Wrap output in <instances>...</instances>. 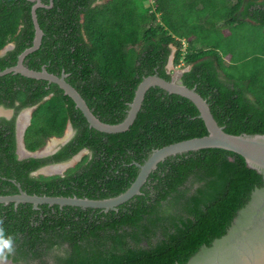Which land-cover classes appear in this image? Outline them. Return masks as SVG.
I'll use <instances>...</instances> for the list:
<instances>
[{
  "label": "trees",
  "instance_id": "obj_1",
  "mask_svg": "<svg viewBox=\"0 0 264 264\" xmlns=\"http://www.w3.org/2000/svg\"><path fill=\"white\" fill-rule=\"evenodd\" d=\"M41 2L36 8L41 43L24 64L57 75L64 71L101 121L125 117L144 76L157 72L171 79L166 65L173 53L174 65L189 66L182 83L195 87L226 132L264 133V52L258 41L264 38V0ZM32 5L0 0V49L13 44L0 54V70L14 65L32 43ZM242 26L255 46L250 55L234 38ZM33 105L23 136L28 150L62 136L67 122L74 133L50 155L20 159L16 118ZM0 106L13 111L0 117V195L17 193L18 183L28 194L112 197L129 187L136 163L153 149L207 133L189 99L158 86L147 89L129 128L116 133L90 127L57 84L20 73L0 75ZM84 148L89 153L63 176L32 174ZM262 183L261 174L235 152L177 153L158 162L140 194L116 209L0 203V257L14 264H185L225 233Z\"/></svg>",
  "mask_w": 264,
  "mask_h": 264
},
{
  "label": "water",
  "instance_id": "obj_2",
  "mask_svg": "<svg viewBox=\"0 0 264 264\" xmlns=\"http://www.w3.org/2000/svg\"><path fill=\"white\" fill-rule=\"evenodd\" d=\"M31 18L34 27V35L30 46L21 51L14 65L8 66L0 70V75L13 72L20 73L24 76L44 79L52 82L62 89L63 93L68 95L85 117L88 125L96 130L106 133L122 132L129 128L133 123L136 115L141 107L144 95L151 86H158L169 93H175L189 99L198 110V117L201 118L206 127L207 133L201 136L191 137L166 144L160 148H155L147 156L142 163H136L138 167L137 174L129 187L123 192L108 198L91 199L87 197L77 196H51L28 194L16 184L18 192L8 195H0V203L13 202L16 206L18 203H31L34 208L38 204L79 206L82 208H100L104 210L116 209V207L130 199L132 196L140 194V188L145 183L149 173L154 170L158 162L164 160L170 155L182 153L190 150H198L202 148H222L241 155L247 167L256 170L262 176V185L255 187L250 194L248 201L236 211L230 225L225 233L218 238L212 240L209 246L202 245L185 264H264V133H240L231 134L224 130V126H220L215 118L207 101L195 90V87H188L180 80V75L189 66L180 70H175L171 79L167 80L158 75L157 72L144 76L137 84L134 96L128 104L125 117L118 123H106L101 121L89 108L84 98L66 81L67 74L62 71L59 75L48 72L43 66L40 70H35L26 66L23 62L24 57L30 52L36 50L40 43L43 31L39 27L36 8L44 6L41 0H31ZM52 2L50 3V5ZM13 44L8 43L0 49V54L7 49L12 48ZM173 55H170L166 65L169 72L172 65ZM48 96L45 97L48 98ZM36 107L25 108L18 115L27 113V121L17 135L16 151L18 158L25 157H42L55 152L62 144L67 142L73 135V128L70 122H67L66 128L62 136H52L50 141L56 142V146L48 147L45 143L42 147L30 151L24 145V131L30 123L32 110ZM69 131V134L67 132ZM47 148V149H46ZM21 151V152H20ZM87 150L84 148L68 161L48 165L33 171V175H54L62 174L63 170L71 166L72 161H78L82 154ZM52 167H56L51 169ZM43 170L45 172H43Z\"/></svg>",
  "mask_w": 264,
  "mask_h": 264
},
{
  "label": "rangeland",
  "instance_id": "obj_3",
  "mask_svg": "<svg viewBox=\"0 0 264 264\" xmlns=\"http://www.w3.org/2000/svg\"><path fill=\"white\" fill-rule=\"evenodd\" d=\"M144 5L145 6H148V2L146 1L144 3ZM248 31H249V29L247 27H243L242 26V27H240V28H238L236 30V35L234 36V38H236V39L239 40V42H240V48L243 50V52H247V54L250 55L252 52L255 51V46L253 47L254 48L253 49L252 46L249 44V39H246L248 37ZM243 32H244V34H243ZM258 41H259V46L261 48H263V49L260 50V52H264V38L263 37H260ZM260 41H262V43H260ZM172 50L173 51L175 50V47L174 46H172ZM172 55H173V53H172ZM182 67H183L182 62H179L176 65H174L172 63V65L170 66L169 72L171 73V75H173V73H174L175 70H180V69H182ZM0 111L3 112V113H5V114H7V112L9 113V109H5V108H0ZM21 116H19L18 119H20V120H22V122H24L25 121L24 120V117H22V119H21ZM18 129L20 130V127L19 126H18ZM48 142H50L49 145H51V146H56V144H57L56 142H53V141H50L49 139H47L46 143H48ZM78 161H75V160L72 161L71 167H68V168L74 167V165H76ZM68 168H66V169H68ZM43 172H45V171L43 170Z\"/></svg>",
  "mask_w": 264,
  "mask_h": 264
},
{
  "label": "flooded vegetation",
  "instance_id": "obj_4",
  "mask_svg": "<svg viewBox=\"0 0 264 264\" xmlns=\"http://www.w3.org/2000/svg\"><path fill=\"white\" fill-rule=\"evenodd\" d=\"M0 108H4V107H1L0 106ZM6 109V108H5ZM24 110V109H23ZM1 112V111H0ZM12 113H13V111L11 110V109H9V113L8 114H5V113H3V112H1L0 113V117H6V118H9L11 115H12ZM20 114V113H19ZM18 114V115H19ZM19 121H21L20 119H18V116H17V118H16V138H17V135H18V126H19ZM73 133H74V130H73ZM87 150V149H86ZM16 151H18V154H19V148H17V150ZM21 152V151H20ZM54 153V152H53ZM86 153H89V151L87 150L84 154H86ZM50 154H52V153H50ZM50 154H48V155H50ZM83 156V154L81 155V157ZM81 157H80V159H81ZM79 159V160H80ZM69 160V159H68ZM67 160V161H68ZM63 162H65V161H63ZM58 163H60V162H58ZM54 164H56V163H52V164H48V165H54ZM48 165H44V166H48ZM44 166H42V167H44ZM75 166V165H74ZM69 167H71V166H69ZM41 168V167H40ZM51 168V167H50ZM54 168H56V167H52L51 169H54ZM68 168V167H67ZM69 169V168H68ZM68 169H64L63 170V173L62 174H59V175H61V176H63L64 175V173L66 172V170H68ZM45 176H47V175H45ZM48 176H50V175H48ZM72 196H76V195H72ZM103 211H107V210H104V209H102ZM109 210V209H108ZM37 261V260H36ZM48 262H50V263H52L51 262V260H49V258H48ZM0 264H14L13 263V260L11 259V258H9V257H0Z\"/></svg>",
  "mask_w": 264,
  "mask_h": 264
},
{
  "label": "bare ground",
  "instance_id": "obj_5",
  "mask_svg": "<svg viewBox=\"0 0 264 264\" xmlns=\"http://www.w3.org/2000/svg\"><path fill=\"white\" fill-rule=\"evenodd\" d=\"M22 117H24V122H22V120L21 121H19V127H20V130L23 128V126L25 125V123H26V121H27V113H23L22 114V116H21V119H22ZM19 130V131H20ZM68 134H69V131L67 132ZM49 143L50 142H48V147H50V145H49ZM47 149V148H46Z\"/></svg>",
  "mask_w": 264,
  "mask_h": 264
},
{
  "label": "crops",
  "instance_id": "obj_6",
  "mask_svg": "<svg viewBox=\"0 0 264 264\" xmlns=\"http://www.w3.org/2000/svg\"><path fill=\"white\" fill-rule=\"evenodd\" d=\"M226 32H227V30H226ZM182 41H183V44H185V41L184 40H182ZM229 60H231V58ZM7 114H8V112H7Z\"/></svg>",
  "mask_w": 264,
  "mask_h": 264
},
{
  "label": "clouds",
  "instance_id": "obj_7",
  "mask_svg": "<svg viewBox=\"0 0 264 264\" xmlns=\"http://www.w3.org/2000/svg\"><path fill=\"white\" fill-rule=\"evenodd\" d=\"M13 47V46H12ZM10 49V48H9Z\"/></svg>",
  "mask_w": 264,
  "mask_h": 264
}]
</instances>
